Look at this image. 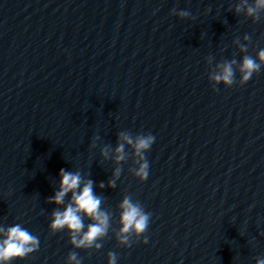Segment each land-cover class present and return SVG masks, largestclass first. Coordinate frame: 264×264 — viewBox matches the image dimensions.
I'll return each mask as SVG.
<instances>
[{
  "label": "water",
  "instance_id": "water-1",
  "mask_svg": "<svg viewBox=\"0 0 264 264\" xmlns=\"http://www.w3.org/2000/svg\"><path fill=\"white\" fill-rule=\"evenodd\" d=\"M255 2L0 0V226L40 240L15 264H67L71 252L83 264H108L109 252L118 264L264 259V68L244 85L239 70L264 49V9L247 11ZM232 61L235 84H214ZM121 134L155 136L147 181ZM61 169L92 180L102 199L100 250L50 228L72 199L49 202ZM126 197L151 214L131 248L118 240ZM91 223L84 216L85 231Z\"/></svg>",
  "mask_w": 264,
  "mask_h": 264
},
{
  "label": "clouds",
  "instance_id": "clouds-1",
  "mask_svg": "<svg viewBox=\"0 0 264 264\" xmlns=\"http://www.w3.org/2000/svg\"><path fill=\"white\" fill-rule=\"evenodd\" d=\"M258 9H264V0H256L254 7H248L250 16H256ZM241 9L237 8V12ZM181 17H187V11L179 13ZM247 39V37H246ZM246 51V49H242ZM235 61L226 62L218 66L219 71L214 73L210 79L214 84H224L231 87L235 84V70L233 64ZM264 68V49H261L256 58L245 56L240 65L241 85L247 84L254 74H257ZM218 90V89H214ZM128 145H133L135 154L139 157L137 176L147 181L149 178L150 164L146 158L155 143V136L152 134L142 135L133 139L127 134H121L120 137ZM116 161L122 162L125 159V143H120L115 149ZM102 155L107 158L109 149L105 148ZM60 190L54 197L49 199L50 203L64 205L65 199L69 193L72 194L69 202L63 211L53 212L50 228L53 232H60L67 229L70 233V243L76 249L100 250L103 245L98 241L104 238L110 228V216L101 209L102 199L94 193V183L92 180L85 182L79 172L72 173L66 169L60 170ZM115 175L119 177L120 169H117ZM110 187H115V181L109 182ZM104 187L103 184L100 185ZM121 229L118 236L119 243L125 247L131 248L129 237L135 234L138 237L144 236L147 232L151 214L131 198H125L121 205ZM84 216L90 218L93 223L87 226L85 231ZM148 244L147 237L143 240ZM40 248V240L20 224L11 227L0 226V264H15L16 261L25 259L27 256L37 252ZM118 256L115 252L108 253V264H118ZM67 264H83L77 252H71L67 258ZM258 264H264V259L258 260Z\"/></svg>",
  "mask_w": 264,
  "mask_h": 264
}]
</instances>
